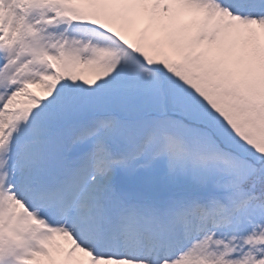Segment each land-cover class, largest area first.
Returning a JSON list of instances; mask_svg holds the SVG:
<instances>
[{"label":"snow or ice","instance_id":"6c2138e0","mask_svg":"<svg viewBox=\"0 0 264 264\" xmlns=\"http://www.w3.org/2000/svg\"><path fill=\"white\" fill-rule=\"evenodd\" d=\"M0 264H264V0H0Z\"/></svg>","mask_w":264,"mask_h":264}]
</instances>
